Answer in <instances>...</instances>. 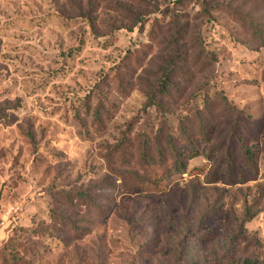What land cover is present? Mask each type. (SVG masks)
<instances>
[{
    "label": "rangeland",
    "instance_id": "1",
    "mask_svg": "<svg viewBox=\"0 0 264 264\" xmlns=\"http://www.w3.org/2000/svg\"><path fill=\"white\" fill-rule=\"evenodd\" d=\"M3 216L0 264H264V0H0Z\"/></svg>",
    "mask_w": 264,
    "mask_h": 264
},
{
    "label": "trees",
    "instance_id": "2",
    "mask_svg": "<svg viewBox=\"0 0 264 264\" xmlns=\"http://www.w3.org/2000/svg\"><path fill=\"white\" fill-rule=\"evenodd\" d=\"M255 29V28H254ZM255 32H257V29L254 30ZM153 33V31H152ZM151 33V34H152ZM144 55V54H143ZM137 59L139 60V57L137 56ZM129 68V64H126L124 66V69L126 71H128ZM170 74L167 75L164 79L163 82V87L170 85L171 81H170ZM119 81L122 82L123 78L120 77ZM168 147H169V164L167 166V168H165V163H164V159H165V154L163 153V149L159 148L160 153L158 154V158L160 159V161H155L152 160V158L149 155V146L146 143L142 144V148H141V152H142V166H144L143 169V175H148L150 174V176H146L144 179L146 180V185L145 187L151 191V192H157L159 191L163 180H164V175L165 173L169 170V171H186L187 169V161L193 157H195L198 154V150L196 148V145L194 144V142L190 139L186 140V146L184 148V150H180L176 143L175 140L173 138V136L170 137L169 141H168ZM246 149V150H245ZM243 149V155L247 158H252V152L250 151V149L245 148ZM228 164L231 163V159H232V154L230 153V148L228 149ZM162 168V170H161ZM156 169H159V172L156 171ZM137 177L139 178V174L137 175ZM176 264H179V262H176ZM225 264H261L258 261H254V260H250L247 259L243 262H235V261H228Z\"/></svg>",
    "mask_w": 264,
    "mask_h": 264
},
{
    "label": "built area",
    "instance_id": "3",
    "mask_svg": "<svg viewBox=\"0 0 264 264\" xmlns=\"http://www.w3.org/2000/svg\"><path fill=\"white\" fill-rule=\"evenodd\" d=\"M9 215V213H8ZM7 221V217L3 216L0 218V226H4L6 224Z\"/></svg>",
    "mask_w": 264,
    "mask_h": 264
}]
</instances>
